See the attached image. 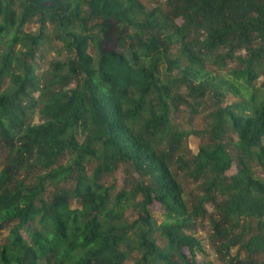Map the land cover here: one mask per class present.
I'll list each match as a JSON object with an SVG mask.
<instances>
[{
    "label": "trees",
    "instance_id": "1",
    "mask_svg": "<svg viewBox=\"0 0 264 264\" xmlns=\"http://www.w3.org/2000/svg\"><path fill=\"white\" fill-rule=\"evenodd\" d=\"M143 2L0 0V264H264V0Z\"/></svg>",
    "mask_w": 264,
    "mask_h": 264
},
{
    "label": "rangeland",
    "instance_id": "2",
    "mask_svg": "<svg viewBox=\"0 0 264 264\" xmlns=\"http://www.w3.org/2000/svg\"><path fill=\"white\" fill-rule=\"evenodd\" d=\"M144 4H150V0H144L143 2ZM37 31V26L35 25H31L28 26L27 28H25V32L27 33H36ZM57 59V57L55 56V52L53 51H47V52H39L36 57H35V62L37 65V76H40L41 73L45 72L49 66V64H51L53 61H55ZM210 71H212L214 73V76L216 78H220L221 76H226L225 73H219V72H215L214 68H210ZM262 82V80H259L257 82V86ZM228 98L229 100L233 103L236 102L237 99L234 97V95L232 93H228ZM36 112H34V118L32 120V123L35 124L37 123V115ZM177 123L179 124V129L182 130H187L188 129V125L186 124V119H184V116H180ZM192 126L195 130L197 131H201L203 129V119L202 116H197L193 119L192 121ZM202 140L198 137L195 136H190L187 140H186V148L188 150H190L192 153H196L198 150L199 145L201 144ZM175 169V168H174ZM91 170V169H90ZM177 172V175L180 173ZM236 172V167L233 165L232 168L227 172L228 176L233 175ZM256 174L258 177L262 178L263 174L259 171L256 170ZM179 178L182 177V174L178 175ZM129 180V178L127 176L123 175V170H119L118 172H116V174L114 176L108 177L106 179L103 180V183L105 184V186H113L114 188L112 189V194L114 195L115 193L119 192L121 190V188L123 186L126 185V182ZM182 183L184 184V188L186 189V191H188L189 189H194V184L195 182L191 181L190 179H181ZM187 193V192H186ZM185 193V196H188ZM71 207L75 208L78 207L77 203L75 201L71 202ZM152 217L155 221H157V225L162 221V216H161V210L159 208V206L157 204H154L152 207ZM208 209L210 210V207L208 206ZM124 219L131 223L133 219H135V214L133 211L131 210H127L124 212L123 214ZM210 233V228L209 225L206 221H201L196 229V236L201 239V243H202V247L204 249V253H197V259L200 261L202 260H210L212 262V264H221V261L219 259H217L215 252H213L212 249V245L214 244V242L210 239V237H208ZM23 235L25 238H28V234L26 231H23ZM8 236V231H2L0 233V245L3 242H6ZM153 238L156 241V244L158 247H163L165 245L164 240L161 238L159 232H155L153 235ZM236 252V247L232 248L230 253L234 254ZM242 255H244V253L242 252ZM241 255V256H242ZM138 254H136L135 251L132 252V254L130 255V258L128 260V262L126 264H134L136 259H138ZM257 259H264V255H260L257 257Z\"/></svg>",
    "mask_w": 264,
    "mask_h": 264
}]
</instances>
